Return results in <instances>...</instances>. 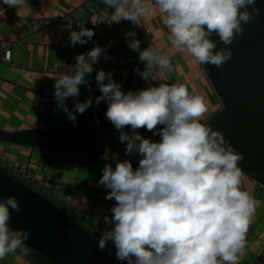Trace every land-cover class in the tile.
Returning <instances> with one entry per match:
<instances>
[{"label": "clouds", "instance_id": "obj_1", "mask_svg": "<svg viewBox=\"0 0 264 264\" xmlns=\"http://www.w3.org/2000/svg\"><path fill=\"white\" fill-rule=\"evenodd\" d=\"M101 2L114 9L115 23H134L158 10L170 30L172 46L202 65L215 67L231 59L228 46L244 34L243 25L261 13L257 0H151L154 7L146 0ZM2 3L18 10L27 0ZM79 28L69 34L72 46L86 44L95 34L83 24ZM135 35L125 33L133 37L128 47L139 52L145 64L146 70L139 74L147 80L145 72L150 70L151 80L160 81L172 69L169 56L150 46L141 50ZM213 36L224 47L218 48ZM104 53V48L96 46L77 55L76 63L54 79L57 108L74 126L75 113L83 114L93 104L92 97L76 100L80 86L88 85L86 77ZM96 81L101 95L95 103L107 102L105 116L120 133L119 141L126 144L125 155L140 157L136 168L130 159L121 160L107 148L100 157L107 163L98 185L108 190L105 199H114L115 204L111 217H104L106 227L98 250L103 252L112 244L116 259L126 264H240L254 201L241 187L243 153L222 131L202 122L208 112L204 97L190 93L181 83H159L125 93L103 69L97 72ZM69 98L75 101L72 110L65 103ZM126 126L131 127V135L123 131ZM141 128L159 140L143 137L137 131ZM10 209L22 211L17 198L0 196V260L18 248L24 255L28 252L25 242L31 232L10 227Z\"/></svg>", "mask_w": 264, "mask_h": 264}, {"label": "crops", "instance_id": "obj_2", "mask_svg": "<svg viewBox=\"0 0 264 264\" xmlns=\"http://www.w3.org/2000/svg\"><path fill=\"white\" fill-rule=\"evenodd\" d=\"M149 7H154L151 0H146ZM11 12L22 20L35 18L56 19L70 15L73 20L81 21L98 13L112 21L114 9L106 6L101 0H27L23 8H9L0 0V52L9 49L11 58L17 64H24L31 70L37 65L46 68L64 69L76 63L77 55L91 51L100 46L105 49L99 61L93 65L94 84L80 86V95L77 101L83 102L89 97L93 98V104L83 114L75 113L76 120L86 116L95 109V97L101 95L96 81V74L103 69L105 73H111L112 79L122 85V91H135L138 67L145 69L144 62L139 60V52L127 51V60L120 62V49L128 46L132 36L125 33L134 32L135 39L142 40L146 49L149 46L159 48L162 53L167 54L172 63V69L159 83L168 85L174 83L184 84L190 93L200 94L204 97L208 112L206 121L220 108V101L212 90L205 76L202 66L187 53L176 50L170 40V30L163 23V14L157 10L155 14H146L134 23L124 20L123 24L113 22V26L102 22H87L86 28L94 31V36L86 44L77 43L72 46L68 37L71 31H79L75 26L58 24L45 29H32L24 21H14L7 17ZM118 29L119 34H115ZM110 57L106 59L105 57ZM148 72H151L150 70ZM61 73H38L31 71L30 75L18 67L0 63V128L6 131L30 128H52L64 123L71 122L62 109L57 108L54 98V83ZM128 80V81H126ZM90 85V88H89ZM128 85V89L127 86ZM70 110L73 109L75 101L69 98L65 102ZM202 121V122H204ZM119 132L106 133L102 155L107 148L111 154H117L121 160L122 149L125 143L119 141ZM131 135V134H130ZM158 141L159 136L152 138ZM7 153L26 163L37 181L34 189L52 200L64 209L75 220L85 226L88 230L100 231L106 227L104 217H111L110 209L115 200L105 199L108 190L98 185L102 177V170L107 161L99 160L93 164L80 165L60 161L49 153L29 149L19 145L7 144L0 141V151ZM133 168L138 167V162L131 160ZM114 167V165H113ZM242 190L247 191L254 201L255 213L245 236V248L240 257V264H264V188L253 181L251 176H243ZM82 207L85 211L84 217H80L66 200L67 196ZM90 218L99 221L95 227ZM114 250L115 247L109 244ZM28 249V248H27ZM0 264H50L47 260L28 249L24 255L18 248L16 252L8 254L0 260Z\"/></svg>", "mask_w": 264, "mask_h": 264}, {"label": "water", "instance_id": "obj_3", "mask_svg": "<svg viewBox=\"0 0 264 264\" xmlns=\"http://www.w3.org/2000/svg\"><path fill=\"white\" fill-rule=\"evenodd\" d=\"M261 13L243 25L245 31L229 45L231 59L215 67L202 65L221 108L204 122L220 130L231 145L244 155L243 172L264 187V0H257ZM251 10V9H250ZM217 47H224L217 36ZM101 101L83 118L52 128L6 131L0 141L38 149L67 163L87 165L100 160L102 145L111 122ZM0 196H15L22 211L10 209V227L31 232L26 247L50 264H126L118 261L111 246L101 252L98 240L52 200L0 170ZM109 249L111 254H109Z\"/></svg>", "mask_w": 264, "mask_h": 264}, {"label": "built area", "instance_id": "obj_4", "mask_svg": "<svg viewBox=\"0 0 264 264\" xmlns=\"http://www.w3.org/2000/svg\"><path fill=\"white\" fill-rule=\"evenodd\" d=\"M6 15L11 20L24 21L25 24H27L32 29H38V28L39 29H45V28H49V27L54 26V25L65 24V25L75 26V28L80 30L79 24H83L84 27H85L87 22H102V23H104L106 25H109V26H113L114 25L113 22L110 19L105 18V17L101 16L98 13L92 14L88 18V20H81V21L73 20V18L70 15H67V16H64V17H61V18H56V19L35 18V19H27V20H22L20 18H17L11 12H8ZM124 22H125L124 20H121L119 23L123 24ZM115 34L116 35L119 34L118 29L115 30ZM139 41H140V46L143 47L144 46L143 41L142 40H139ZM128 49H129L128 46H125V47L120 49V62L121 63H124L127 60V51H128ZM0 63L8 64L9 66H12V67H18L26 75H30L31 71H35V72H38V73H49V74H51V73L64 74V73L67 72V70H64V69L46 68V67L41 66V65H37V66H35V68L33 70H31L30 68H28L24 64H17L11 58V52L7 48L0 52ZM137 70H139V71H137ZM137 70H136V78H137L136 90L146 89L149 86H157V81H153L150 78V76L153 74L152 72H148V71L145 72V75L149 76V78L146 80L145 78H143L139 74V72H144L146 69H144L142 67H138ZM86 79L88 80L89 83H92V84L95 83L92 73H91L90 76L86 77ZM126 81H128V80H126ZM126 87L128 89V85ZM123 131L127 132L129 134L132 133V130H131L130 126H126L123 129ZM137 131L145 138L152 139V138L155 137V136H153L152 132L147 131L145 128L138 129ZM113 132H118V131L114 128L113 125H110L108 127V129H107V133H113ZM125 148H126V146L122 149V152H121L122 156L125 159H130V160H133V161H136V162L139 163L140 157L137 154H132L131 156H126L125 155ZM0 170L3 171L4 173L8 174L9 176L14 178L15 180L21 182L22 184L34 189V185H35V183L37 181V178H36L35 174L32 171L29 170L28 165L26 163H24V162H22V161H20V160H18L16 158L10 156L7 153L6 150L0 151ZM244 175L245 176H251L253 178L252 174H248L246 172H243V176ZM66 200H67L71 210H73L75 213H77L78 216L84 217L85 211H84V209L82 207H80L79 205L75 204L71 200V197L69 195L66 197ZM90 221L95 227L99 226V224L97 223L96 219L90 218ZM90 231L94 235L99 237L100 231H97V230H90Z\"/></svg>", "mask_w": 264, "mask_h": 264}, {"label": "rangeland", "instance_id": "obj_5", "mask_svg": "<svg viewBox=\"0 0 264 264\" xmlns=\"http://www.w3.org/2000/svg\"><path fill=\"white\" fill-rule=\"evenodd\" d=\"M70 214H72L71 212H70ZM72 215H74V214H72ZM100 238V237H99Z\"/></svg>", "mask_w": 264, "mask_h": 264}]
</instances>
